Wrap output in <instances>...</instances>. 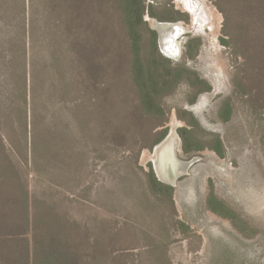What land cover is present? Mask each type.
Masks as SVG:
<instances>
[{
  "label": "rangeland",
  "instance_id": "1",
  "mask_svg": "<svg viewBox=\"0 0 264 264\" xmlns=\"http://www.w3.org/2000/svg\"><path fill=\"white\" fill-rule=\"evenodd\" d=\"M123 1L0 0V232L27 224V198L78 264H264L260 0H143L141 22ZM146 16L191 26L179 60ZM154 49L178 82L144 108ZM172 118L178 158L201 159L178 189L143 161Z\"/></svg>",
  "mask_w": 264,
  "mask_h": 264
},
{
  "label": "trees",
  "instance_id": "2",
  "mask_svg": "<svg viewBox=\"0 0 264 264\" xmlns=\"http://www.w3.org/2000/svg\"><path fill=\"white\" fill-rule=\"evenodd\" d=\"M133 1H123L126 13L127 15L135 14L137 22H141V16L144 17V1ZM260 2L264 9V0H260ZM149 14L153 17L151 12ZM152 35L154 36V33ZM151 54L149 73L146 74L142 69H139L135 76L143 93L140 103L144 108L154 105L151 88L167 87L178 82V77L175 74L178 72V67L170 68L169 62L156 49ZM24 204L25 215L23 217L27 224L21 226L20 230L16 229L8 233L0 232V264H78L77 252L71 243L67 242L63 230L59 228L50 232L45 225L43 229L37 213L30 218L27 198L26 200L24 198Z\"/></svg>",
  "mask_w": 264,
  "mask_h": 264
},
{
  "label": "bare ground",
  "instance_id": "3",
  "mask_svg": "<svg viewBox=\"0 0 264 264\" xmlns=\"http://www.w3.org/2000/svg\"><path fill=\"white\" fill-rule=\"evenodd\" d=\"M182 0H177L176 3L181 5ZM209 15L207 18L209 22H211L212 27L216 29L213 31L217 32V21H219V17L217 16L215 10L213 8L208 9ZM148 15V14H147ZM144 21L151 26H155L157 30H159L160 34V45L159 51L165 57L171 59H180L182 53V35H185L191 29L190 25H186L183 22H164L158 23L156 19L146 16ZM174 60V61H177ZM200 100L193 108H198L200 105ZM177 121L172 118L170 124V132L169 134L160 141L156 146L153 147L152 151H145L143 161H149L151 165H154L157 180L165 185L173 186L178 189L179 179L187 176L189 171L192 168V162L184 161L178 159V152H180V140L175 133V129L177 128ZM204 156H207L205 154ZM180 158V157H179ZM193 159V158H192ZM194 163L201 161L200 158H194ZM207 165V164H206ZM209 168L208 166H205ZM206 170V169H205ZM155 174V173H154ZM195 174V171L193 172ZM192 175V174H191ZM195 177V176H193ZM178 180V182H177Z\"/></svg>",
  "mask_w": 264,
  "mask_h": 264
},
{
  "label": "water",
  "instance_id": "4",
  "mask_svg": "<svg viewBox=\"0 0 264 264\" xmlns=\"http://www.w3.org/2000/svg\"><path fill=\"white\" fill-rule=\"evenodd\" d=\"M158 22V21H157ZM175 22H177V21H175ZM158 23H164V22H158ZM148 28L150 29V30H152V31H154L156 34H157V45H158V49H159V45H160V34H159V30H157L156 28H155V26H151L150 24H148ZM176 134H177V132H175ZM179 137V136H178ZM194 159V158H193ZM193 159H191L190 161L192 162V165H194L195 163H194V160ZM152 169H153V172L155 173V176L157 177V174H156V171H155V168H154V165L152 164ZM187 174H189V173H187ZM177 182H178V180H177ZM171 187H174V185L173 186H171Z\"/></svg>",
  "mask_w": 264,
  "mask_h": 264
},
{
  "label": "flooded vegetation",
  "instance_id": "5",
  "mask_svg": "<svg viewBox=\"0 0 264 264\" xmlns=\"http://www.w3.org/2000/svg\"><path fill=\"white\" fill-rule=\"evenodd\" d=\"M205 7V6H204ZM162 22H166V21H162ZM177 22H182V21H177ZM172 23H176V22H172ZM181 56H182V53H181ZM181 56H180V58H181ZM180 150H181V147H180ZM178 154H179V152H178ZM196 158V157H195ZM199 158V157H198ZM179 159V158H178ZM191 159V158H190ZM190 159H188V160H185V161H189ZM181 160V159H180ZM203 160V159H202ZM209 161H211V160H209ZM208 164H210L211 165V167H213L214 168V164H213V161H212V163H209L208 162Z\"/></svg>",
  "mask_w": 264,
  "mask_h": 264
}]
</instances>
